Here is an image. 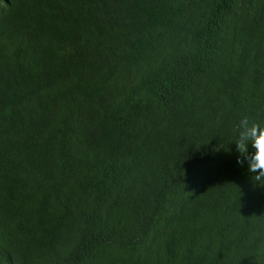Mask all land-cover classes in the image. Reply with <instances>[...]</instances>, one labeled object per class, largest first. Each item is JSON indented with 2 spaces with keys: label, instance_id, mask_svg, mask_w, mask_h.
Instances as JSON below:
<instances>
[{
  "label": "trees",
  "instance_id": "obj_1",
  "mask_svg": "<svg viewBox=\"0 0 264 264\" xmlns=\"http://www.w3.org/2000/svg\"><path fill=\"white\" fill-rule=\"evenodd\" d=\"M243 115L264 0H0V264H264Z\"/></svg>",
  "mask_w": 264,
  "mask_h": 264
},
{
  "label": "clouds",
  "instance_id": "obj_2",
  "mask_svg": "<svg viewBox=\"0 0 264 264\" xmlns=\"http://www.w3.org/2000/svg\"><path fill=\"white\" fill-rule=\"evenodd\" d=\"M235 140L239 156L237 162L248 165L255 182L264 180V124L249 115H243L235 125ZM249 144L255 149L249 153Z\"/></svg>",
  "mask_w": 264,
  "mask_h": 264
}]
</instances>
